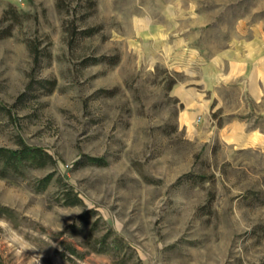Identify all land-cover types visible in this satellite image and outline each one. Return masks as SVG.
Returning <instances> with one entry per match:
<instances>
[{
	"label": "rangeland",
	"instance_id": "obj_1",
	"mask_svg": "<svg viewBox=\"0 0 264 264\" xmlns=\"http://www.w3.org/2000/svg\"><path fill=\"white\" fill-rule=\"evenodd\" d=\"M9 6L28 17L0 38V100L27 90L30 42L48 46L36 78L56 87L0 116V146L22 138L57 163L0 178L20 222L0 217L2 264H264V0H96L80 25L101 29L73 47L56 0H0V28ZM65 189L82 203L66 205ZM95 222L91 240L110 229L121 250L86 245Z\"/></svg>",
	"mask_w": 264,
	"mask_h": 264
},
{
	"label": "trees",
	"instance_id": "obj_2",
	"mask_svg": "<svg viewBox=\"0 0 264 264\" xmlns=\"http://www.w3.org/2000/svg\"><path fill=\"white\" fill-rule=\"evenodd\" d=\"M56 6L59 9H65L68 14L72 17L65 26V30L69 36L70 46H76L82 39L86 37H91L94 34L98 33L101 29L100 25H80V23H85L86 20L94 13L96 8V0H82L78 6L73 9L69 8L64 0H56ZM79 7V8H77ZM28 14H22L14 10L12 6H9L4 11L3 18L9 20V23L0 28V38H4L10 36L12 30L16 24L21 23ZM78 21V22H77ZM30 54L32 56V74L30 77V82L28 83L27 90L22 92L16 102L12 105H7L0 100V116H11L13 107L17 104H26L28 100L31 98L37 97V92L42 94L51 93L56 87L55 79H47V78H36V73L43 67L45 61H49L51 57V53L48 49V46L39 47L38 44H34L30 42L28 44ZM120 56L118 53L112 55H99V56H89L84 58L82 61L83 65L88 64H96L100 62H105L109 65H115L119 62ZM177 79L174 77L168 78V88L173 86L176 83ZM100 93L104 95H112L111 91L103 92L100 90ZM88 163L94 164H104V159L102 157L95 156H85ZM57 163V159L55 156L46 150L42 146L38 145H30L26 143L22 138H18L17 146L14 148L0 146V178L4 179H25L27 177V173L30 169H41L47 166H55ZM188 179L193 178L192 174L186 175ZM53 174H49L45 177L40 178L35 187L39 190L44 189L51 181ZM64 195V203L66 205H77L81 204V198L72 192L71 189H65L63 192ZM93 210L87 209L82 211L78 217L77 222L71 224L70 227L72 229H76L77 227L82 228L86 225L90 217L93 215ZM0 217H4L9 220L15 226L19 225V220L16 212L11 207L0 203ZM97 222L93 223L89 228V233L87 237L88 247L93 249L96 252H105L110 247L115 246L117 249H120L124 246L123 240L118 237L112 230H108V232L101 238H93ZM62 232L52 233L53 235H60ZM109 239V240H108ZM65 249L68 250L71 254L80 256L81 252L78 248L69 243L61 242ZM0 264H2L1 256H0Z\"/></svg>",
	"mask_w": 264,
	"mask_h": 264
},
{
	"label": "crops",
	"instance_id": "obj_3",
	"mask_svg": "<svg viewBox=\"0 0 264 264\" xmlns=\"http://www.w3.org/2000/svg\"><path fill=\"white\" fill-rule=\"evenodd\" d=\"M262 67L264 68V66L262 65ZM257 69H258V67L257 66H254V70H256L257 71ZM256 71H255V73H256ZM258 72V71H257ZM256 76L253 78V79H255L256 80ZM255 80H253L252 81V87L254 88L255 87ZM254 91H255V94H256V89L254 88Z\"/></svg>",
	"mask_w": 264,
	"mask_h": 264
}]
</instances>
